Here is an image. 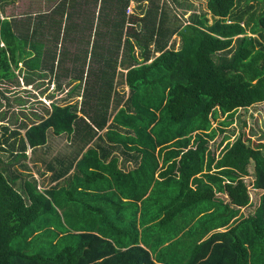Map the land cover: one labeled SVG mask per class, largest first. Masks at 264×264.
Instances as JSON below:
<instances>
[{
    "label": "trees",
    "instance_id": "16d2710c",
    "mask_svg": "<svg viewBox=\"0 0 264 264\" xmlns=\"http://www.w3.org/2000/svg\"><path fill=\"white\" fill-rule=\"evenodd\" d=\"M82 1L99 2L97 11L110 14L99 33L112 42L97 60L99 88L92 94L93 106L83 100L79 108L51 102L22 135L11 133L18 136L16 150L13 142L8 145L12 163L25 159L26 149L44 146L47 131L70 134L80 146L70 162L45 164L49 181L56 183L43 191L31 177L15 188L22 172L0 169V264H264V143L222 130L236 110L242 113L264 101V0L258 8L248 0H205L212 22L206 24L205 14L191 15L180 28L165 27V15L152 0ZM128 3L142 14L139 18L125 15ZM125 24L128 31L122 33ZM13 29L10 20L0 18V83H16L19 63L29 72L45 63L39 59L41 45L34 46L35 57L23 56L24 39ZM173 35L177 48L169 43ZM117 74L125 92L116 90ZM86 96L82 93V99ZM218 117L223 122L211 127ZM103 129L105 143L97 136L69 177L76 157ZM216 133L222 136L210 145ZM103 143L140 153L136 179L115 172L121 182L130 180L119 187L133 200L129 203L106 207L84 191L99 189L104 179L105 167L92 149ZM157 169V177L172 178L156 181ZM162 191L168 202L160 204ZM173 223L172 229L164 225ZM186 223H193L195 240L221 231L198 245L193 241L184 259L150 256L147 250L180 248V240H170ZM142 230H151L149 240Z\"/></svg>",
    "mask_w": 264,
    "mask_h": 264
},
{
    "label": "crops",
    "instance_id": "0c3cea01",
    "mask_svg": "<svg viewBox=\"0 0 264 264\" xmlns=\"http://www.w3.org/2000/svg\"><path fill=\"white\" fill-rule=\"evenodd\" d=\"M4 1H7L9 3L13 2L11 4L14 5L17 3L15 2L16 0H4ZM23 1L24 4L23 5L20 4V6L24 8V13L22 12L21 15L18 16L20 20L17 18L18 19L17 22L13 21V18H15L14 16L8 18V16L3 17L2 15H0V18H5L7 20H10V22L14 25L13 30L16 29L15 30L16 34L20 35V37L24 39L23 56L24 57L26 56L27 59L32 58L33 56L35 57L37 53L35 54L33 48L34 46L41 45V49L40 51H38L40 54L39 59L45 61V63L44 64L42 63L37 68H35L36 71L35 70L32 71L33 74L35 75L31 77H28V71L30 68L24 64L19 63L18 64L19 70L22 76L21 81L24 83L26 82L25 87H29L30 89L34 82L39 81L41 78L43 79L45 75L54 76L57 67L59 66L60 69H62V72L60 73V81L59 82L57 81L58 83L55 85L54 81L52 80L53 81L52 86H54V89L56 88L57 91L53 100L58 99V102L60 100H65V101L63 103H61L60 101V104L53 101L51 102L57 105L75 104L76 107L79 108L81 106L80 103L84 99V98L82 99L83 90L87 88V83H86L87 82L86 80H88L87 78L89 76L90 77L93 76V78L97 80L96 75L100 70L99 67L97 66V63H92L95 65V68L90 66L93 69H88V63L90 62V60H99L101 54L105 55V53H103L102 50L96 52L91 51V48L95 47V44L92 45L93 43L92 36H94V29L96 28L95 26L96 24H94V22H92L91 19L88 16H86L87 12L91 10H95L94 12H97L99 8V2H96L93 9L91 8L92 6L91 3L87 7H85L84 6L85 3L82 0H23ZM5 8L8 7L4 6L3 11ZM17 29H20L19 30L20 33H18ZM80 43L86 45L84 50L80 49V47L78 46ZM91 52L96 53L97 55L93 57ZM51 62L53 63V67L50 73L49 68L52 64ZM77 62L80 63L79 67L77 68V70L73 69L72 71L70 63L72 65H76ZM117 70L120 71L118 67L116 68V71ZM88 73L89 75L87 77ZM62 80H65V82L63 83ZM95 82L96 83H94V87H96L95 88V92H96L99 88V81L97 80ZM51 90H53V88L49 87L48 91L50 92ZM90 95H87L89 99L92 98ZM83 102H86L87 105L92 104V106L94 103L92 99L91 101L83 100ZM77 115L80 116L81 114L77 113ZM83 119L85 122L89 123L85 117H83ZM110 119L111 118H109V121ZM104 130L105 129L98 131L95 137H93V139L91 140V142L87 144V146H85L83 150L79 153V155L76 157L75 161L72 163L71 167L67 172V175H69V177H71L74 173L73 170H74L75 162L80 158L81 154L85 152L88 146L92 144V142L95 140L97 136L102 138V140L105 143V139L103 137ZM61 135H64L66 139H68L69 142L68 145L70 149L68 153H66L65 157H68L67 160L68 162H70L71 157L78 150L80 144L79 142H76L77 143L76 146V144H74L75 142L74 143L72 142V135L70 134L69 135L61 134ZM59 136H55V137H59ZM104 143L100 148L98 147L92 148L93 151L97 154V156H99V158L97 159L102 162V167H105L103 168L105 170L103 169L101 170V174L104 177V179H99L100 182L97 185L99 186V189H96L97 191L96 190L92 191L87 189L84 191L85 193H92L91 197L89 198H92L94 200L98 199V202L102 203L106 207H108V205H112V204L114 205L116 203H129L133 200L129 199L130 197L124 196V194L125 193L127 194V192H122L121 190L119 191V187L124 189V183L127 185L130 182V180L129 178H127V179H123V181L121 182L120 177H118L116 173L118 171L123 174L131 173L132 180L136 179V175L133 173V171L140 162V153L136 152V150L133 148H122V147L108 148L106 146L108 145V143L107 144ZM98 144L101 145L99 142ZM73 145L74 147L76 146L74 149H73ZM55 160L61 161L60 156L53 159V161ZM158 166H160V163L158 164ZM163 168H161V170H163ZM159 170L160 169H157L154 173V177H155L154 179L156 181L165 182L167 180L169 181V179L172 178L171 177L172 174L167 175L166 177L165 176L160 178L159 176L157 177V173L159 172ZM106 171H109V173ZM45 173H48V178H49L50 173L48 171H45ZM79 177L81 178V175H79ZM61 179L57 181H61ZM55 183L56 182H51L50 186L54 185ZM94 185L95 184L92 183L91 187ZM37 186L39 187V184H37ZM50 186L48 185L45 188L43 187L42 190H46ZM190 187L191 189H193V186ZM167 196L168 195L163 191L159 193V198L161 199L164 198L165 201L168 202ZM214 197L218 198L219 194H214ZM84 199L85 200L88 199V196L86 194L84 195ZM162 216L163 214L160 215V217ZM183 225L184 227L178 232V234L173 239L170 240L171 242L174 241L175 239L180 240L181 241L180 248L169 249L167 251H163V249L161 248L159 250H154L151 252L150 250H147L150 253V256L154 258L155 256H158V254L163 253L165 254L166 257L171 258L172 261L174 262L178 258L184 259L187 257L188 252L192 253L193 247L195 246L193 241H195V244L198 245L200 242L206 239L207 236L210 235L211 233H214L216 231H221L220 229L211 230L205 233L202 237L195 240L194 238L196 237V235L192 229L193 223L190 224L186 223ZM148 226L151 227V224H148ZM136 227L137 230L140 231L141 228L139 227V225H137ZM173 227H175V225ZM169 228L172 229V227ZM173 231L174 230H172L171 232ZM141 232H143V230ZM150 232L151 230L146 233L143 232L148 240H149V234H151ZM171 232L168 230L166 233H171ZM165 245L166 243L163 244V246ZM179 264H183V263L179 262Z\"/></svg>",
    "mask_w": 264,
    "mask_h": 264
},
{
    "label": "rangeland",
    "instance_id": "374dc122",
    "mask_svg": "<svg viewBox=\"0 0 264 264\" xmlns=\"http://www.w3.org/2000/svg\"><path fill=\"white\" fill-rule=\"evenodd\" d=\"M15 2L17 3L14 5L11 4L13 2L9 3L7 1L0 0V4H1L0 15H2L3 17L8 16V18L14 16L15 18H13V21L17 22L18 19L20 20L18 16L21 15L22 12L24 13V8L20 6V4L21 5L24 4L23 3L24 1L16 0ZM247 2L251 4L254 8L255 7L258 8L259 6L262 5L263 0H248ZM89 4L90 1L85 2L84 6L87 7ZM152 4L157 5L158 8L160 7L161 11L165 15L164 17L165 27L180 28L181 26H184L189 22L191 15L200 16L202 14H205L206 24H210L212 22V17L205 10V0H152ZM242 4L243 2L241 3V5ZM91 5H92L91 8L94 9L92 3ZM1 6L3 7L6 6L9 9L5 8L3 11V7ZM146 6L147 5H144L142 8L145 9ZM127 8L131 10L128 13L129 16L127 17L131 18V16L134 15L136 18H139L142 15V14L140 15V12L135 6L133 8L132 3H128L126 9ZM94 11L95 10L89 11L91 13L87 12L86 16H88L91 19V21L94 22V24H97L95 25L96 33L94 34V36H92L93 37L92 45L95 44V47L91 49V51L96 52L99 50H103L105 46L107 47L111 46L112 42L109 41L110 39L107 38L105 39V37L103 38L101 35H99V33H103V26L105 27V19L107 18V15L109 17L110 14L107 11L106 12L103 11V13L100 10L97 12ZM125 15H126V11H125ZM127 24H125L122 33L128 31ZM133 27L135 31H138L140 29L139 28L140 22L136 21V23L133 24ZM17 30L18 33H20L19 32L20 29ZM244 35L252 36V37L255 36L249 34L248 32H245ZM169 43H173V47L177 48L179 44L178 38L174 35L171 36L169 39ZM78 46L82 50H84L86 47V45L82 43H80ZM134 53H137V49L134 50ZM120 54L121 53L118 51V58H120ZM92 55L94 57L97 54L92 53ZM92 63H97V60H90V62L88 63V69H93L90 66L95 68V65ZM79 64L80 63L78 62L76 63V65H72L70 63L72 71L73 69L77 70ZM61 72L62 69H60V67L58 66L54 76L45 75L43 79L41 78L39 81L34 82L30 89L29 87H25V83L21 81L22 76L20 70L18 71L15 70L14 72L16 76L18 75V79L16 80V83L10 81L0 83V162H1L0 169H4L5 172L8 174L15 173V171L22 172L20 173V177L14 184L15 188H17L22 178L29 179V177H31L36 182V189L38 191H43L42 190L43 187L45 188L48 185L50 186L51 184L48 178V173H45L46 170L45 164L48 163L49 161H53L54 158H57L59 156L61 159H66V158L68 159V157H65L66 153H68L70 149L68 145L69 143L68 139H66L64 135L55 137L50 133V131L46 132V143L44 146L38 147L32 150V152H30L29 149H26L25 159L19 158L18 161L12 163L8 152L9 150L8 145H10L12 142L14 143L15 150L17 149L18 136L16 137L12 136L11 133L13 131H17L20 135H22L24 132L23 129L25 127H28L33 123H36L38 119H40L45 115L46 112L44 108L48 109V105H50L51 101L56 102L58 104H60V101L61 103L65 101V100H60L58 102V99L53 100L57 91L56 88L54 89V86H52V82L54 81V84L56 85L60 81ZM30 73H32V71L30 72L28 71V75H30ZM88 75L89 73L87 74V77ZM87 79H88L86 80L87 88L83 90V94H87V95L91 94L90 96L92 97L93 95H95L96 87H94V83H96L95 81L97 80H95L93 76L91 77L89 76ZM62 82L64 83L65 80H62ZM113 82L116 86V90H120V88H122L124 92L126 91V88L123 85H120L121 78L119 74L115 76ZM49 87L53 88V90H51L50 92L48 91ZM91 99H89V97L86 96V98H84L83 100L91 101ZM222 120H223L222 117H218L217 121L211 122V127L213 128L216 127L218 121H222ZM3 127L6 128V131L3 130ZM222 130L224 135L234 134L236 137H238L243 134L244 136L247 135L249 137V140L253 142L264 143V101L256 106H252L243 110L242 113L236 110L233 116L231 117V123L226 127H224ZM221 136H222L221 133H216L214 138L211 141H209V144L210 145L215 144L217 141L220 140ZM74 144H76L77 146L76 142ZM75 147L73 145V149ZM21 165L27 167L28 170L27 173L30 175H27L25 171L22 170L23 168L21 167ZM37 184H39V187L37 186ZM159 202L160 204H162V203H166L167 201H165V199L163 198L162 200L160 199ZM59 212L60 211L57 210L58 214ZM184 215L185 214H183V216ZM177 222L180 223L179 221ZM164 225L172 227L171 225L174 224H164Z\"/></svg>",
    "mask_w": 264,
    "mask_h": 264
},
{
    "label": "built area",
    "instance_id": "2783aa9c",
    "mask_svg": "<svg viewBox=\"0 0 264 264\" xmlns=\"http://www.w3.org/2000/svg\"><path fill=\"white\" fill-rule=\"evenodd\" d=\"M131 10L129 8L126 9V14H128Z\"/></svg>",
    "mask_w": 264,
    "mask_h": 264
}]
</instances>
